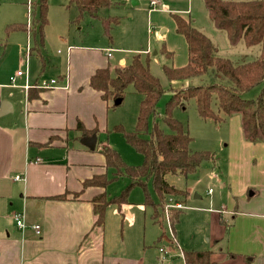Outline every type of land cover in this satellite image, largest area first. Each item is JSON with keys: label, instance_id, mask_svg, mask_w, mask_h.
Segmentation results:
<instances>
[{"label": "crops", "instance_id": "crops-1", "mask_svg": "<svg viewBox=\"0 0 264 264\" xmlns=\"http://www.w3.org/2000/svg\"><path fill=\"white\" fill-rule=\"evenodd\" d=\"M15 2L14 23L7 26L25 24L28 3L32 14L30 0L23 3L24 10L21 0ZM63 7L67 8L65 2ZM14 32L26 33L7 34L5 28L8 38ZM22 39L13 36L11 47L4 43L0 48V61L12 57L14 63V70L0 75V109L6 103V113L0 115V264H184L185 251H210L211 264H264V183H254L252 177L236 179L245 155L246 160L264 158V143L244 140L237 115L226 120L233 132L230 142L239 151L230 155L233 164L228 174L235 187L227 192L223 207L172 210L180 216L173 224L171 214L168 219L155 217L161 209L146 206L144 196L128 197L126 204L106 208L103 227L97 229L91 200L107 194V187L84 189L82 183L107 177L110 170L99 152L108 143L98 145L97 137L107 132L109 112L100 93L90 87V78L98 69L113 70L128 63L120 59L119 66L111 67L107 60L111 53L106 58L95 47L71 44L58 51L60 57L48 58L35 41L22 59ZM187 61L183 42L173 66L182 67ZM22 66L27 78L16 77L12 85L9 78ZM49 79H57L58 85L35 87ZM25 84L30 88L25 90ZM78 123L82 130L77 129ZM83 130L96 135L94 150L81 144L83 137L90 136ZM262 162L251 167L252 173L256 169L264 176ZM16 175L22 179L14 180ZM64 194L65 199H56ZM17 214L24 227L16 225ZM34 226L40 228L39 234ZM159 248L167 254L163 256Z\"/></svg>", "mask_w": 264, "mask_h": 264}, {"label": "trees", "instance_id": "trees-1", "mask_svg": "<svg viewBox=\"0 0 264 264\" xmlns=\"http://www.w3.org/2000/svg\"><path fill=\"white\" fill-rule=\"evenodd\" d=\"M65 1L67 7L76 8L79 16L85 14L91 18H97L99 11L110 7L111 4L110 0ZM202 1L213 26L226 34L230 45L236 46L242 42L248 48L260 46L259 57L237 65L230 59L218 57L210 39L194 29L188 19L174 16L176 32L182 35L186 42L188 61L182 67L164 65L162 68L163 74L170 82L172 94L159 120L156 119L157 109L164 90L140 54L133 55L127 65L113 71L109 68L95 71L90 78V87L100 93L101 99L107 105L117 99L123 100L129 86L141 96L134 130L128 132L121 125H116L113 131L122 134L125 142L143 158L140 165L130 166L126 165L109 145L99 147V152L105 158L106 167L113 170L112 176L111 178L105 175L96 176L85 180L82 188L105 189L113 180L123 177L128 183L116 196L109 197L104 193L91 200L97 229L103 227L106 208L113 204L117 206L126 204L129 193L134 188L142 190L146 206L162 209L169 197L183 203L182 198H185L187 191L170 185L166 181V176L179 174L187 177L202 163L213 159L209 152L190 150L191 137L187 129L173 118V111L177 108L184 109L190 99L195 101L200 118L222 124L237 115L240 118L244 140L252 144L264 143V89L254 99L245 100L241 97L242 94L264 83V0ZM47 7L46 1L41 0L39 18L33 20L32 17L30 34L33 38L38 36L40 44L43 40V29L47 24ZM110 21L116 22L109 20L105 22L106 26ZM16 30L27 32L26 24H12L6 27L7 34ZM162 53L168 58L172 57L164 48ZM204 76L209 77L210 81L207 84L190 85L192 79ZM178 84L179 89L172 87ZM160 122L168 128V133L162 130ZM77 129L82 130L81 124L78 123ZM83 132L84 135L94 133L84 130ZM148 183L151 184L158 202L152 200L147 188ZM71 195L74 198L78 196L77 193ZM66 196L67 194H64L56 199H65ZM171 215V222L175 224L179 214L172 212ZM183 258L184 264H211L210 251H185Z\"/></svg>", "mask_w": 264, "mask_h": 264}, {"label": "rangeland", "instance_id": "rangeland-1", "mask_svg": "<svg viewBox=\"0 0 264 264\" xmlns=\"http://www.w3.org/2000/svg\"><path fill=\"white\" fill-rule=\"evenodd\" d=\"M15 1L18 0H0V48L4 43H6V48L11 47L12 37L22 36V41L24 40L22 59H24L27 40L30 42V47L35 44L34 40L37 43L39 41L38 36H34V39L33 35L22 32H14L9 38L6 37L5 28L8 24L14 23L11 22L13 17L11 12L17 8L15 5L18 6ZM34 1L30 0V3L32 4ZM45 1L48 6L47 24L42 33V45L39 43L41 52L48 58L51 56L60 57L61 54L58 51L64 52L69 44L91 46L101 50L104 57H106L107 52L112 54L111 58L106 57L111 67L119 66L120 59H123L127 64L133 55L140 54L142 59L148 63L150 72L159 79L164 90L158 103L156 118L158 120L163 116L165 104L172 94L170 82L163 74L162 68L164 65L173 66V59L179 58V48L180 46L183 47V42H185L184 38L176 32L174 16L188 19L194 29L210 39L215 47L216 56L230 59L236 65L253 61L260 54V46L248 48L242 42L236 46L230 45L226 34L213 26L202 0H110V7L101 9L97 18H91L85 14L79 16L76 8L67 7L64 0ZM151 1L158 3L150 5ZM40 2L41 0H37L36 3L32 4L33 20L40 16ZM64 2L67 8L63 7ZM23 3L27 4V0L19 2V6L22 7L21 10L26 8L23 9ZM109 20H116V22L110 21V24L106 26L105 22ZM24 23L26 24V21ZM31 29L32 27L30 28L32 32ZM163 48L168 52H174H170L171 58L162 53ZM12 69L14 70L12 57L0 61L1 76H6V73ZM21 69L26 71L24 66ZM209 81L207 76L194 78L190 81V85H204ZM172 87L179 89L180 85H173ZM262 89H264V83L242 94L241 97L245 100L254 99ZM115 101L108 105L109 126L106 133L97 134L98 145L99 142L108 143L120 155L126 165L138 166L142 163V156L125 142L122 134L113 131V127L121 125L128 132L134 130L141 96L129 86L121 103L115 104ZM172 115L187 129L191 137L190 150L209 152L213 155V159L202 163L193 174L187 177L172 174L166 176V181L176 189L187 191L185 198H182L184 211L192 206L213 207V209L223 207L226 204L227 192L229 193L230 189L235 187L228 174L229 165L233 164L230 161V155L235 150L239 151L238 145L230 142L233 138V132L229 130L231 123L225 121L222 124H215L200 118L197 114L195 101L191 99L185 104L184 109L177 108ZM160 125L165 133L169 132L168 128L161 122ZM246 159L245 155L240 162L241 166H238L241 173L239 175V171L237 172L236 179L247 181L249 177H252V182L264 183V176L261 173L256 169H253V173L251 171V167L260 163V160H263L262 163L264 164V158L260 157L257 161ZM244 161L245 166L243 167ZM263 167L261 166L262 170H264ZM112 173L113 170L110 169L108 178H111ZM253 174L259 176L261 180L254 178ZM213 180L216 181L213 182ZM127 182L125 177L112 181L107 186L106 193L110 195L109 197L120 194ZM147 188L152 200L158 202L150 183L147 184ZM209 189L210 192H208ZM195 195L198 198H195ZM128 197L131 199L136 197L139 200L143 198V192L140 188H134ZM136 203L132 200V204ZM155 217H159L157 212ZM186 224L185 222L184 225Z\"/></svg>", "mask_w": 264, "mask_h": 264}, {"label": "built area", "instance_id": "built-area-1", "mask_svg": "<svg viewBox=\"0 0 264 264\" xmlns=\"http://www.w3.org/2000/svg\"><path fill=\"white\" fill-rule=\"evenodd\" d=\"M155 4H156L155 1H151L150 5H155ZM31 27H32V14H31L30 4L28 3L27 21H26L27 32L26 33L30 34V28ZM30 49H31L30 42L27 40L26 47H25L26 56L29 54ZM107 56H110V52H107ZM27 75L28 74L26 71L17 70L15 72V74L9 78L10 83L13 85L16 77L24 76L25 78H27ZM56 85H58L57 79H49V80L40 81L35 87L40 88V89H51V88L55 87ZM28 88H30V86L28 84H25L24 89L27 90ZM21 179H22V176H20V175L14 176V180H21ZM210 191L211 190H209V192ZM183 208H184L183 203H181L180 201H177L173 197H169L166 199V202H165L163 208L161 209L158 218L160 219V217H161V218L168 219L172 210H182ZM14 220L16 222V225L19 228L24 227L21 215H19V214L15 215ZM33 229L36 232V234L40 233V228L38 226H34ZM159 252L163 256H165L167 254V252L164 250V248H159Z\"/></svg>", "mask_w": 264, "mask_h": 264}, {"label": "water", "instance_id": "water-1", "mask_svg": "<svg viewBox=\"0 0 264 264\" xmlns=\"http://www.w3.org/2000/svg\"><path fill=\"white\" fill-rule=\"evenodd\" d=\"M120 103H121V100L120 99H117L115 101V104H120ZM5 113H6V103L3 102L1 104L0 115L5 114ZM81 144L83 146H85L86 148H88L89 150H94L95 144H96V135L95 134H92L90 136L83 137L81 139Z\"/></svg>", "mask_w": 264, "mask_h": 264}]
</instances>
